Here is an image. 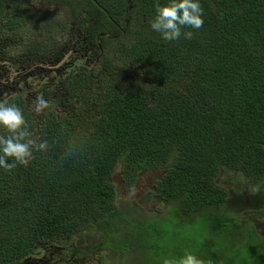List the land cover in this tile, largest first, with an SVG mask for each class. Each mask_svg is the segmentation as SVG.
<instances>
[{"label":"trees","instance_id":"trees-1","mask_svg":"<svg viewBox=\"0 0 264 264\" xmlns=\"http://www.w3.org/2000/svg\"><path fill=\"white\" fill-rule=\"evenodd\" d=\"M45 2L53 12L25 6L24 0H0V31L7 43L19 40L21 56L30 58L34 48L39 57H52L44 46L57 44L50 38L58 28L75 30L76 38L96 36L97 55L118 51L124 67L121 76L109 57L101 71L81 63L59 74L40 99L37 91L27 94L31 81L7 98L22 108L32 139L47 143L33 150L26 165L0 168V264H17L43 243L58 249V264H96L90 247L76 241L84 231L100 233L94 248L122 251L128 259L130 251L145 247L129 221L149 219L159 221L155 258L162 264V257L195 253L193 239L179 240L184 232L220 235L222 213L233 216L238 240L252 252L259 242L255 230H242L244 219L226 205L231 194L218 176L233 170L258 186L250 200L264 190V0H201L203 26L182 30L192 31L191 39L168 42L150 27L155 0ZM62 17L74 24L59 22ZM40 20L42 32L28 30L33 38L15 35ZM107 33L119 36L114 46ZM1 61L0 74L5 68L16 73L17 63L4 67ZM0 135L7 130L0 127ZM119 164L128 187L145 170H164L154 193L172 204V215L124 214L112 179ZM243 192H236L237 203ZM199 220L209 226L195 228Z\"/></svg>","mask_w":264,"mask_h":264},{"label":"rangeland","instance_id":"rangeland-1","mask_svg":"<svg viewBox=\"0 0 264 264\" xmlns=\"http://www.w3.org/2000/svg\"><path fill=\"white\" fill-rule=\"evenodd\" d=\"M46 0H24V5L29 6L31 8H36L40 11H46L50 8V11L53 12L54 9L49 5V3L45 2ZM78 20V19H77ZM63 21L67 26H72L74 22L68 21L64 19V17L59 19V22ZM42 23L40 22H31L30 24H26L22 26L20 31H15V35L20 37V40H25L31 34H28V30L32 31L33 34L37 32H42L41 29H38ZM44 25V24H43ZM97 29H103L102 25H98ZM34 31V32H33ZM71 31L75 30H64L56 28L54 30L57 35H54L50 38V41L57 42L56 45L50 43L49 45H45L44 47L48 50L49 56L48 59L56 60L59 57V53L61 51L75 53L77 56L76 64L80 66L81 63H84L86 66L97 67L99 71L102 68H105L104 64L108 60L105 57L111 58V68L115 69V73L119 74V72L124 67V56H117L118 51L115 52L113 49L106 50L102 52L100 55H97L95 44L97 42L96 36H84L81 34V38H76ZM38 39L43 38V35L36 34ZM112 42L111 45L114 46L116 42V37H119L115 33L110 34L107 33ZM106 35V36H107ZM7 34L4 30L0 31V59L2 61H8L12 63H17L21 68H28L33 66L31 62V57L28 58L27 56H21L19 52L21 51L20 42H5L4 37ZM69 36L71 38H69ZM25 37V38H22ZM33 38V36H31ZM48 37V36H47ZM49 38V37H48ZM18 39V37H17ZM61 39L63 41H61ZM48 40L46 39L45 42ZM4 43V46H1V43ZM79 54L83 57L79 56ZM33 59V58H32ZM81 60V62H80ZM46 69V68H45ZM108 69V68H107ZM31 75V74H30ZM121 75V74H119ZM34 78L35 86H40L42 90H44L47 86L53 85L55 83L54 79L58 76L54 71H41L40 75H31ZM122 76V75H121ZM31 80V79H30ZM124 79L120 80L123 81ZM58 87V86H57ZM56 87V88H57ZM15 86H9L11 89V93H13ZM40 91V89H38ZM39 92L35 97L40 99ZM43 93V91H42ZM1 94V93H0ZM9 93H7L8 95ZM34 103L38 104L37 99L32 95L30 96ZM42 97V94H41ZM31 101V100H30ZM31 101V102H33ZM53 99L49 100L52 104ZM45 105H42L44 107ZM53 108V106H52ZM164 170L161 169H150L145 170L139 177L138 181L132 187H128L125 185L121 178V166L120 164L117 166L112 179L116 186V204L122 210L124 214H129L131 218L140 219V218H150L152 216H156L159 214L161 217H164L168 214V216L172 215L169 213V210L172 206L170 203H165L162 199H159L154 193L155 191V184L157 180L161 177ZM218 179L220 184H222L225 188H228L230 191V196L227 198L226 205L232 211L236 212L239 215L240 212H243V208H240V205H245L251 201H255V199L250 200L252 194L259 190V187L255 184H252L248 179L240 178V174L237 171L223 169L222 172L219 174ZM241 184L242 187H239ZM238 189H242L243 194L245 197L238 199L239 204L237 205L235 201L236 192ZM263 196V191L261 197ZM235 201V202H234ZM222 222L221 225V232L220 235H216L211 233L210 231H204L203 234H199L198 227L206 228L209 226V221L199 220L195 223V232L192 230H186L181 236H179V240L183 239H193L192 248L195 253L200 256L201 258L205 259L206 261H211L212 264H264V251L260 247V243H256L254 246L253 251H250L251 245H243V239L240 237L238 240V235L235 234L237 229H235V225L237 222L233 221V216L231 214L222 213ZM238 219H240L238 217ZM156 219H149L146 222H136V221H129L130 227L135 228L139 231H133L132 228V235H137L141 244L145 247H141L140 249H135L126 259L127 255L124 254L122 251L118 252L111 248H94L95 240L100 239V233L92 232V234L84 231L81 232L80 235L76 236V241L85 246L90 247V251L92 252L93 260L96 264H159L161 259L155 258L156 249L159 247L160 237L155 230V223L159 222ZM164 223H168L169 221L165 220ZM121 224V223H120ZM124 226L123 224H121ZM121 225L117 227V229L121 228ZM147 226L149 228H146ZM158 227H162L161 224ZM127 230L126 232L130 231ZM200 235V237H198ZM207 235H214V237L207 240ZM230 235V237L228 236ZM223 236V238H222ZM119 238V235L116 236V239ZM70 239V238H69ZM71 241V240H68ZM117 244H120L117 241ZM199 246L198 248H196ZM92 247V248H91ZM84 251L87 252V249L84 248ZM58 249L52 246L51 244L43 243L42 245L38 246L37 249L33 254L27 255L25 258L21 259L17 264H58L56 262ZM99 256V258H98ZM101 256H104V259H100ZM123 256L125 258H123ZM85 264H93L92 260H88Z\"/></svg>","mask_w":264,"mask_h":264},{"label":"clouds","instance_id":"clouds-1","mask_svg":"<svg viewBox=\"0 0 264 264\" xmlns=\"http://www.w3.org/2000/svg\"><path fill=\"white\" fill-rule=\"evenodd\" d=\"M155 16L150 27L165 41H175L183 37L191 39L192 31H182L186 27L200 29L204 24L205 12L201 0H155ZM0 127L8 135H0V168L11 171L17 163L27 164L33 150L42 149L47 141L37 143L28 130L25 115L14 101L0 99ZM8 158H13L9 160ZM258 191V189H257ZM162 264H212L211 261L191 251L179 257H162Z\"/></svg>","mask_w":264,"mask_h":264},{"label":"flooded vegetation","instance_id":"flooded-vegetation-1","mask_svg":"<svg viewBox=\"0 0 264 264\" xmlns=\"http://www.w3.org/2000/svg\"><path fill=\"white\" fill-rule=\"evenodd\" d=\"M126 24L129 23V19H126ZM115 23L118 22L115 20ZM1 46H4V43H1ZM31 62L33 63V66L31 67H17L16 73L10 71L9 69H4L3 72L0 74V99L8 98L12 96L15 92H21L23 88L21 85L24 83H28L31 81V87L27 91V94L33 93V92H42V88L40 86H35L34 78L31 75H40L41 77V71L44 70L46 72L48 71H54L56 74L61 73H67L68 70L74 68L77 64L76 61V54L61 51L59 53V57L56 60H51L48 58H45L43 55L38 56V51L36 49L31 50ZM79 56H81L79 54ZM82 57V56H81ZM33 58V59H32ZM83 60V57H82ZM81 62V60H80ZM2 65L5 67L10 62L8 61H1ZM3 67V68H4ZM46 68V69H45ZM31 74V75H30ZM31 79V80H30ZM56 79V78H55ZM54 79V80H55ZM9 86H15L13 93H11V89H9ZM40 89V91L38 90ZM7 93H9L7 95ZM28 99L30 101V95H28ZM45 110V109H41ZM255 202L251 201L245 205H240V208H243V212H240L239 216L240 218H243V222H241V228L244 227L242 230H246V226L250 227L255 230L256 237L260 243V247L264 251V190H263V196L261 195L259 197H255ZM237 203V202H236ZM239 203H237L238 205ZM246 232V231H245ZM244 232V233H245Z\"/></svg>","mask_w":264,"mask_h":264}]
</instances>
